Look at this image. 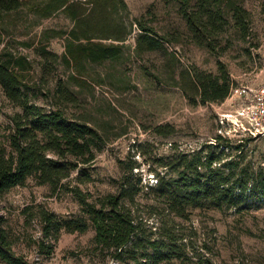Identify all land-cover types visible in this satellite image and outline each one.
<instances>
[{
    "label": "rangeland",
    "instance_id": "obj_1",
    "mask_svg": "<svg viewBox=\"0 0 264 264\" xmlns=\"http://www.w3.org/2000/svg\"><path fill=\"white\" fill-rule=\"evenodd\" d=\"M123 1L126 10L109 15V20L123 24V42L111 37L81 41L82 45L119 43L121 55L98 63L83 59L78 67L67 65L61 58L66 35H55L58 31L69 32L74 26L64 13L38 19L28 13L27 4L25 9L3 15L0 21V53L11 51L30 61V101L44 110L57 104L69 118L87 123L102 137L101 150L96 152L94 161L84 172L73 171L67 186L93 196L115 193V182L131 160L136 166L133 173L142 178L141 184L155 185L157 172L167 176L171 173L161 167L162 161L214 143L219 130L234 142L249 140L242 167H247L251 174L263 168L264 135L255 136L238 127L235 110L242 101L203 104L188 77L192 68L216 75L221 63L235 88L259 85L264 77L260 1L237 2L249 12L248 34L242 38L228 15L224 31L205 40L214 44L213 50L196 45L187 29L182 8L190 10L195 1L183 7L179 0ZM139 24L151 30L149 34L160 42L157 49L143 51V46L138 47ZM92 35L97 34L91 32ZM42 48L48 53L42 52ZM60 81L75 96V103L57 100L55 93ZM231 103L236 107L232 108ZM16 112H21V108L12 105L0 90V147L9 149L10 117ZM223 115H228L227 119ZM119 160L125 163L123 171ZM78 174L80 180H89L80 182L76 179ZM143 190L137 198L138 215L144 218L146 231H152L153 237L159 235L160 226H164L161 220H165L180 254L174 264H264V200L255 199L239 211L202 205L190 209L187 219H180L162 211L159 205L151 208L156 204L153 195ZM37 207L61 218L80 212L71 193L64 189L52 192L31 178L24 186L3 194L0 226L8 232L16 253L35 264H123L94 248L93 230L84 234L63 232L53 253L40 255L37 242L42 230L34 217Z\"/></svg>",
    "mask_w": 264,
    "mask_h": 264
},
{
    "label": "trees",
    "instance_id": "obj_2",
    "mask_svg": "<svg viewBox=\"0 0 264 264\" xmlns=\"http://www.w3.org/2000/svg\"><path fill=\"white\" fill-rule=\"evenodd\" d=\"M192 1H195L192 8H182V13L196 45L213 50L214 44L205 40L224 31L228 15L242 38L248 34L249 12L237 3L240 0H179V3L183 7ZM259 1L264 22V0ZM25 7L38 19L62 12L73 21L69 32H55L56 36L66 35L67 44L61 58L67 65L78 67L83 59L98 63L121 55L119 43L82 45L81 41L111 37L123 42L126 38L123 24L109 20L111 13L126 10L123 0H28V3L0 0V21L3 15ZM140 30L138 47L143 46V51L157 49L160 42L149 34L151 30L141 25ZM91 32L97 35L90 36ZM41 51L48 53L44 48ZM30 69V61L25 56L11 51L0 53V90L12 105L21 108V112L10 117L9 149L0 147V196L24 186L31 178L39 186H48L52 192L64 189L71 193L80 207L79 214L69 218L37 207L34 217L38 218L42 230L41 240L37 242L40 255H51L63 232L84 234L93 230L94 248L123 264H174L180 254L176 252L175 236L166 227L165 220H161L164 226H160L159 235L153 237L152 231H146L144 218L138 215L137 198L143 195V189L153 195L156 204L151 208L159 205L162 211L180 219H187L190 209L202 205L239 211L255 199L264 200V167L251 174L247 167L241 166L249 140L243 138L234 142L221 134L214 143L203 144L197 152L179 153L162 161L161 167L171 173L167 176L157 172L155 185L141 184L142 178L133 173L136 166L131 160L115 182V193L93 196L78 187L67 186L66 181L73 171L84 172L94 161L96 152L101 150L102 137L87 123L69 118L57 104L44 110L31 102ZM188 77L203 104L224 102L234 88L221 63L216 75L192 68ZM55 94L59 102H76L61 81ZM118 164L123 171L124 161L119 160ZM76 179L80 180L79 174ZM87 180L89 178L80 182ZM0 263L35 264L15 252L8 232L1 226Z\"/></svg>",
    "mask_w": 264,
    "mask_h": 264
},
{
    "label": "built area",
    "instance_id": "obj_3",
    "mask_svg": "<svg viewBox=\"0 0 264 264\" xmlns=\"http://www.w3.org/2000/svg\"><path fill=\"white\" fill-rule=\"evenodd\" d=\"M233 99L242 101V104L237 105V107L235 103H231L232 108L236 107L238 127L255 136L264 135V77L259 85L254 88H232L226 100ZM227 116L223 115L222 117L227 119ZM219 134H221L220 130Z\"/></svg>",
    "mask_w": 264,
    "mask_h": 264
}]
</instances>
